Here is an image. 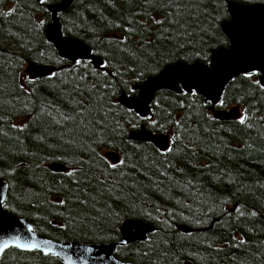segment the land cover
Returning a JSON list of instances; mask_svg holds the SVG:
<instances>
[{"label": "trees", "instance_id": "16d2710c", "mask_svg": "<svg viewBox=\"0 0 264 264\" xmlns=\"http://www.w3.org/2000/svg\"><path fill=\"white\" fill-rule=\"evenodd\" d=\"M59 1L0 0L6 210L58 241L118 243L125 220L150 222L156 228L146 240L117 245L116 255L133 264H264L259 74L228 84L217 108H240L235 118H216L200 94L169 89L156 94L147 117L118 101L170 64L211 63L213 49L230 45L222 30L228 2L264 0H73L59 13L63 33L87 43L104 60L99 68L63 58L47 39L48 6ZM29 62L59 70L30 79ZM142 126L168 135L171 151L133 140ZM53 163L66 169L53 171ZM0 264L62 263L10 248Z\"/></svg>", "mask_w": 264, "mask_h": 264}, {"label": "water", "instance_id": "95a60500", "mask_svg": "<svg viewBox=\"0 0 264 264\" xmlns=\"http://www.w3.org/2000/svg\"><path fill=\"white\" fill-rule=\"evenodd\" d=\"M72 3L73 0H60L48 6L52 20L46 28V37L63 58L70 61L90 60L99 68L104 64V60L96 55L87 43L63 33L59 13L67 10ZM228 10L230 20L222 23V30L230 45L213 49L211 63L179 61L170 64L158 75L149 76L141 83L135 84L137 94L123 93L118 101L141 117H147L159 91L169 89L181 94L195 90L211 102L210 109L216 118H235L236 107L228 111L217 106L221 103L228 84L239 75L258 73L260 83L264 85V3L242 4L229 1ZM58 70L59 68L53 65L33 62H29L25 68L30 79L43 78ZM130 137L136 141H151L162 150H167L170 146L168 135L151 132L145 126L133 131ZM106 156L113 163H118L121 159L116 151L107 152ZM50 168L53 171L66 169L62 163H53ZM8 190V182L0 178V246L6 242L8 244V247L0 252V258L8 249L18 248L55 255L62 264H133L116 255L117 245L144 241L156 228L154 224L144 220L127 219L122 224V239L118 243L58 241L39 235L26 218L6 210ZM180 228L187 232L195 230L184 225ZM17 243L37 244L39 247H17Z\"/></svg>", "mask_w": 264, "mask_h": 264}, {"label": "snow or ice", "instance_id": "6c2138e0", "mask_svg": "<svg viewBox=\"0 0 264 264\" xmlns=\"http://www.w3.org/2000/svg\"><path fill=\"white\" fill-rule=\"evenodd\" d=\"M42 2H43V0H42ZM77 63H80V61H77ZM104 67H106V65ZM245 75L250 78L252 75H254V73L249 72V73H246ZM256 83L258 85H260L259 81H256ZM260 86L264 87V85H260ZM196 94L197 93L195 92V90H193L192 95H196ZM240 123L241 124L245 123V119L241 118ZM168 151H171V149H168ZM113 167H115V165H113ZM29 231H31V228H29ZM16 246L17 247H25V248H37V247H39V245H37V244H23V245H21L19 243H17ZM6 247H8L7 242L5 244H3L2 246H0V252H2L4 250V248H6Z\"/></svg>", "mask_w": 264, "mask_h": 264}, {"label": "rangeland", "instance_id": "374dc122", "mask_svg": "<svg viewBox=\"0 0 264 264\" xmlns=\"http://www.w3.org/2000/svg\"><path fill=\"white\" fill-rule=\"evenodd\" d=\"M26 75H27V73L25 72V76H26ZM237 109H238V112H239V111H241V109H240V108H237ZM228 111H230V110H228ZM189 264H190V263H189Z\"/></svg>", "mask_w": 264, "mask_h": 264}, {"label": "bare ground", "instance_id": "6f19581e", "mask_svg": "<svg viewBox=\"0 0 264 264\" xmlns=\"http://www.w3.org/2000/svg\"><path fill=\"white\" fill-rule=\"evenodd\" d=\"M188 264V263H187Z\"/></svg>", "mask_w": 264, "mask_h": 264}]
</instances>
